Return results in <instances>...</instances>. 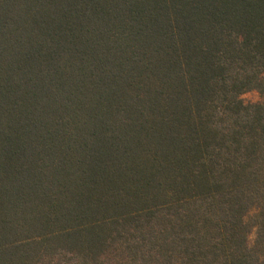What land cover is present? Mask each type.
Segmentation results:
<instances>
[{
    "label": "trees",
    "instance_id": "16d2710c",
    "mask_svg": "<svg viewBox=\"0 0 264 264\" xmlns=\"http://www.w3.org/2000/svg\"><path fill=\"white\" fill-rule=\"evenodd\" d=\"M249 91L264 0H0V264H264Z\"/></svg>",
    "mask_w": 264,
    "mask_h": 264
},
{
    "label": "rangeland",
    "instance_id": "374dc122",
    "mask_svg": "<svg viewBox=\"0 0 264 264\" xmlns=\"http://www.w3.org/2000/svg\"><path fill=\"white\" fill-rule=\"evenodd\" d=\"M242 101L245 104H262L264 105V95L259 94L257 91H249L244 93L241 96ZM253 239V236L250 237V241Z\"/></svg>",
    "mask_w": 264,
    "mask_h": 264
}]
</instances>
